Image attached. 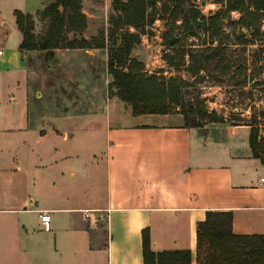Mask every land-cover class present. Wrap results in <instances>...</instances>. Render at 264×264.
Instances as JSON below:
<instances>
[{
    "label": "crops",
    "instance_id": "1",
    "mask_svg": "<svg viewBox=\"0 0 264 264\" xmlns=\"http://www.w3.org/2000/svg\"><path fill=\"white\" fill-rule=\"evenodd\" d=\"M8 22L0 11V264H143L145 228L152 250L189 249L196 264V225L210 210L231 211L236 234H264V163L252 155L248 125L186 127L179 114L132 115L115 96L90 124L66 104L64 116L35 121L22 34L14 19L18 36L9 43ZM97 132L99 153L89 148Z\"/></svg>",
    "mask_w": 264,
    "mask_h": 264
},
{
    "label": "rangeland",
    "instance_id": "2",
    "mask_svg": "<svg viewBox=\"0 0 264 264\" xmlns=\"http://www.w3.org/2000/svg\"><path fill=\"white\" fill-rule=\"evenodd\" d=\"M47 1L0 0V11L6 15L8 24L10 23L12 34L9 43L16 41L18 36L12 10L34 12L41 9ZM112 1L81 0L87 27L81 33H66L69 39L103 37L106 48L84 49L88 53L96 49V55L78 57L72 55L75 53H71L66 56L61 51H57L59 58L54 53L57 58L55 62L54 59H47L44 52L39 50L21 51L31 119L36 121L39 120L38 117L42 119L62 117L66 105L69 107L67 111L73 118L84 119V122L89 124L98 118H105L104 104L107 97H111L108 90L111 76L107 73V47L113 43V38L109 36L113 26L109 17L115 13ZM163 1L165 0H158L156 8H160ZM225 2V0H184L182 13L173 26L175 28L173 36L179 42L178 46L172 47L174 49L165 45L162 39L163 33L170 26L169 12L164 15L157 11L151 24L145 26L141 42L135 46L132 55L144 64L148 74L163 69V75L183 78L187 84L183 87V95L193 108L203 106L207 115L215 117L216 122L219 123L245 124L250 128L252 125L256 126L258 138L264 142V15L251 27H244L239 23L243 14L239 11H231L219 22V31L215 27L216 23L205 28L190 23L187 29L182 24L183 14H187L190 7L198 10L201 16L208 19L225 8ZM198 22L201 20L199 19ZM192 24L193 28H190ZM43 27V21L36 17L35 34H41ZM220 44L219 56H223L225 60L223 71L222 67L213 68L210 65L208 71H201L192 76L183 70L184 67L174 70L163 60V55L168 50H174L176 58L180 56L182 50L187 64L189 54L199 52L205 46L217 47ZM44 102L58 103V107L49 109L42 104ZM80 103L82 105H79ZM70 104L74 107L71 108ZM34 111H39L41 114L35 115ZM171 114H179L182 120L177 116L174 119L183 123L179 107H174ZM208 119L211 120V118L197 119V122L202 125L212 123ZM101 135V132H97L89 141V148L96 153L103 150ZM86 140L87 137H84L79 141V144H76L78 148H86ZM262 158L264 160V154ZM90 166L92 165L89 163ZM103 226L104 219H101L100 227Z\"/></svg>",
    "mask_w": 264,
    "mask_h": 264
},
{
    "label": "trees",
    "instance_id": "3",
    "mask_svg": "<svg viewBox=\"0 0 264 264\" xmlns=\"http://www.w3.org/2000/svg\"><path fill=\"white\" fill-rule=\"evenodd\" d=\"M158 0H113L115 12L109 17L113 26L109 36L113 38L112 45L107 47V73L111 76L108 90L130 107L132 115L170 114L174 107H179L186 127L201 126L197 119L211 118L203 106L193 108L183 95L185 80L178 76L163 75V69L148 74L144 64L132 55L140 42L146 25L151 24L157 11L162 14L169 12L170 26L163 33V43L174 49L178 40L173 36L177 17L182 13L184 0H165L160 8H156ZM225 8L214 16L205 18L192 7L184 13L182 24L188 28L190 23L205 28L214 25L219 31V22L231 11H239V23L251 27L264 15V0H225ZM150 9V11H148ZM17 29L22 34L19 44L23 50H39L47 59H53L56 49H89L106 48L103 37L93 36L89 39L72 38L67 32L81 33L87 27L86 16L82 11L81 0H48L46 5L34 15L13 11ZM36 17L43 21V32H34ZM201 22H198V20ZM190 28H193V24ZM133 29L134 31H131ZM220 46H205L199 52L189 54L188 63L184 59V51L180 56H174V50H168L163 55L167 66L174 70L182 69L190 75L213 68L225 69V60ZM52 50V53H49ZM176 51V50H175ZM177 53V51H176ZM207 120V121H208ZM258 129L251 126L249 145L252 155L263 163L264 142L258 138ZM143 264H191L189 249L154 251L148 229L141 232ZM196 264H264V234H236L232 231L231 211H206L205 218L196 225Z\"/></svg>",
    "mask_w": 264,
    "mask_h": 264
},
{
    "label": "built area",
    "instance_id": "4",
    "mask_svg": "<svg viewBox=\"0 0 264 264\" xmlns=\"http://www.w3.org/2000/svg\"><path fill=\"white\" fill-rule=\"evenodd\" d=\"M2 54V50H0V55ZM260 181H263V178H260ZM40 223L42 225V228L46 231L50 229V215L46 212L43 211L40 215Z\"/></svg>",
    "mask_w": 264,
    "mask_h": 264
},
{
    "label": "water",
    "instance_id": "5",
    "mask_svg": "<svg viewBox=\"0 0 264 264\" xmlns=\"http://www.w3.org/2000/svg\"><path fill=\"white\" fill-rule=\"evenodd\" d=\"M49 53H52V50H49ZM54 60H56L55 58H53Z\"/></svg>",
    "mask_w": 264,
    "mask_h": 264
}]
</instances>
